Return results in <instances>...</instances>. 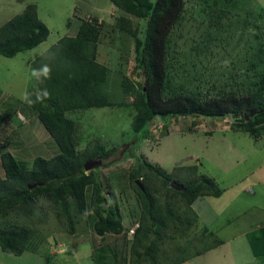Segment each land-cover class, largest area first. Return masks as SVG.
I'll return each instance as SVG.
<instances>
[{"label": "rangeland", "instance_id": "rangeland-1", "mask_svg": "<svg viewBox=\"0 0 264 264\" xmlns=\"http://www.w3.org/2000/svg\"><path fill=\"white\" fill-rule=\"evenodd\" d=\"M236 1V20L244 19L245 11L256 19L257 13L264 10V0ZM183 2L181 19L172 29L167 47L170 89L198 88L206 96L229 91L236 94L249 92L251 87L248 89L247 86L256 78L246 59L255 46L254 34L261 30L259 19L251 25L247 22L246 29L235 19L215 29L207 22L208 14L201 0ZM113 6L107 9L106 16L105 12L102 15L95 54L96 61L107 67L101 90L108 104L65 113L75 124L77 152L89 143L108 153L99 158V165L83 169L95 180V203L90 205L91 184L84 190L83 214L76 211L69 197L66 198V210L72 226L68 231L65 216L58 220L55 214L57 207L51 203L47 192L37 193L35 213L44 212L46 218L31 224L35 233L26 248L37 255L31 256L27 252L13 255L0 250V264H133L128 250L139 218L141 199L127 175L139 161L155 166L159 163L166 172L175 164L195 165L197 174H201L199 171L209 173L221 190L222 187L237 185L234 190L237 194L231 195L232 191H229L228 202L220 200L226 203L221 220L230 222L218 232L226 243L180 264H264V256L252 258L243 235L244 228H254L258 220L264 222V212H254V207H251L261 201L262 192H255L253 187L251 191L254 189V194L237 190V182L244 174L253 171L255 175H264V136H261V141L249 136L244 127L238 126L246 124L228 113L217 117L187 113L154 115L149 126L135 135L132 130L136 114L133 93L140 88L143 76L134 49V38L142 36L143 19ZM20 7L19 1L0 0V24L17 13ZM94 7L104 11L108 8L106 0H41L39 12L50 27L48 38L35 48L11 58L0 55V153L8 151L23 169L30 167L35 156L49 158L57 152L54 141L37 120L36 113L22 102L23 94L31 92L33 83L31 61L67 30L68 21L71 22V31L77 22L76 16L94 12ZM120 17L128 19L129 28L135 35L116 27V20ZM122 78L127 81L129 95L123 91ZM227 124L232 131L221 128ZM3 176L0 164V179ZM175 187L154 191V203L182 215L189 205L171 192V188L178 189ZM203 204H206V199ZM108 207L115 211V217L120 218L121 230L119 233L107 231L100 236L93 229L96 219L93 210L101 211ZM101 213L105 214L104 211ZM3 219L14 222L12 212ZM164 225L155 264H171L176 256L192 254L215 239L211 232L196 227L178 230L168 220ZM259 229L264 236V228ZM47 234L52 235L50 241ZM179 248L183 250L179 251ZM138 264L151 263L144 259Z\"/></svg>", "mask_w": 264, "mask_h": 264}, {"label": "trees", "instance_id": "trees-1", "mask_svg": "<svg viewBox=\"0 0 264 264\" xmlns=\"http://www.w3.org/2000/svg\"><path fill=\"white\" fill-rule=\"evenodd\" d=\"M110 1L123 11L143 19L142 36L134 38V49L143 76L140 88L133 93L136 114L133 117L132 130L135 135L149 126L154 115L187 113L192 116L217 117L228 113L246 124L238 125L239 127H244L251 136L257 137L264 126V10L257 13L256 19L250 12L245 11L244 19L240 21L234 18V8L238 6L236 0H201L208 14L207 22L215 29L228 25L234 19L243 27L247 22L251 25L254 20L259 19V29L262 30L254 34L255 46L246 59L256 78V81L247 86L248 89L251 87L249 92L240 91L241 94H236L229 91L206 96L198 88L184 90L179 87V90L172 91L169 87L167 47L171 31L181 19L183 0ZM116 27L135 35L129 28L128 19L124 17L116 20ZM99 33L100 21L94 17L82 19L73 36H61L31 61L32 71H39L44 64L51 68L50 79L39 83L33 77L31 87V92L35 87L47 88L50 97L43 103L29 107L54 141L57 152L49 158L35 156L27 169L19 167L8 151L0 153L4 175L0 179V250L3 252L20 255L26 250L35 233L31 224L45 220L44 212L35 213L38 208V194L47 192L51 203L57 207L55 214L58 220L65 216L68 231L72 230V226L66 210V198L69 197L76 211L83 214L84 190L86 185L91 184L90 205L95 203L97 186L93 175L84 173L83 164L102 158L108 153L89 143L77 152L75 124L65 113L108 104L107 97L101 90L107 76V67L95 59ZM47 34L48 28L37 17L35 5L26 3L20 13L0 24V55L12 57L17 52L32 49L43 42ZM126 82L122 78L123 91L129 95ZM32 98L35 99L34 96ZM248 110H255V113L250 117ZM127 177L141 199L139 218L132 231L128 250L129 260L132 259L133 264L144 259L151 264L156 263V250L162 238L165 221L173 223L178 230H185L196 218L190 207L182 216L167 206H155L154 191L169 187L170 182H173L178 189L171 188V192L187 205L197 196H218L221 192L212 178L197 174L195 165H176L166 172L157 165L139 161L130 168ZM135 179L138 184L134 182ZM93 211L96 214L93 222L96 234L120 232V218L115 217V211L109 207L101 210L105 214L97 208ZM8 212H12L14 222L3 219ZM257 229L244 234L255 258L264 256V236ZM149 234L152 236L149 237ZM145 239L147 243L143 244ZM219 244L220 240L215 238L201 250L176 256L171 264H180ZM178 250L182 251L183 248Z\"/></svg>", "mask_w": 264, "mask_h": 264}, {"label": "crops", "instance_id": "crops-1", "mask_svg": "<svg viewBox=\"0 0 264 264\" xmlns=\"http://www.w3.org/2000/svg\"><path fill=\"white\" fill-rule=\"evenodd\" d=\"M17 1H19L20 3H21V7H20V10L17 12V13H20L21 11H22V9L24 8V4L25 3H33L34 5H35V7H36V14H37V17L39 18V20L40 21H42L44 24H45V26L48 28V34H47V37H46V39L48 38V36L50 35V27H49V25H47V23L45 22V19H42L41 17H40V4H41V0H15V2H17ZM106 2H107V6H108V8H106V10L104 11V10H102L101 8H97V7H94V12H85V13H83V14H80V15H78V16H76V21L77 22H75L74 23V25L72 26L73 28H72V30L70 31V28H71V22H67L66 24H67V30H65V32H63V33H61L55 40H54V42H56V40L58 39V38H60L61 36H63V35H68V36H73L75 33H76V30H77V27H78V25H79V23H80V21L82 20V19H86L87 17H94V18H96L98 21H100V22H102V20H101V18H102V15H103V13L105 12V15L104 16H106L108 13L106 12L107 11V9H111V8H114V6H113V3L110 1V0H106ZM105 5V4H104ZM75 8H76V5L74 6ZM17 13H15V14H17ZM14 15V14H13ZM12 16V15H11ZM84 16H86V18L84 17ZM10 17V16H9ZM75 26V27H74ZM45 39V40H46ZM44 40V41H45ZM43 41V42H44ZM53 42V43H54ZM42 43V42H41ZM41 43H39L38 45H40ZM37 45V46H38ZM51 45V44H50ZM36 47V46H35ZM34 47V48H35ZM48 47V46H47ZM33 49V48H32ZM29 50H31V49H29ZM26 50H24V51H20V52H17L16 54H18V53H21V52H25ZM16 54H14L13 56H15ZM12 56V57H13ZM36 56V55H35ZM34 56V57H35ZM33 57V58H34ZM8 58H11V57H8ZM29 63V62H28ZM223 130H225V131H232V129L228 126V124L227 125H223V127H221ZM208 132H210V131H208ZM244 132H246L249 136H251L249 133H248V131H244ZM261 136H264V126L260 129V132H259V134H258V136L257 137H255L254 139H259V141H261L262 139H261ZM197 159H198V157H197ZM159 166H161L159 163H157ZM196 164V163H195ZM173 166H176V164L175 165H173ZM172 166V167H173ZM197 167V166H196ZM262 167H263V170H264V163L262 164ZM199 173H201L202 174V172H200L199 171ZM207 174V176L209 177V173H206ZM205 174V175H206ZM214 181V180H213ZM215 182V181H214ZM215 184H216V182H215ZM237 184H238V192H241V191H243V192H246V191H251V189H252V187L253 188H255V192H257V191H261L262 193V197H261V201L260 202H258V204H254V205H252L251 207H254V212H258V213H261L262 214V212H264V193H263V191H264V175L262 176V175H255L254 174V172L253 171H251L250 173H248V174H244L240 179H239V181L237 182ZM217 185V184H216ZM218 186V185H217ZM236 186L237 185H233V186H227V187H222V190H221V188H220V190H221V192H220V194L218 195V196H212V195H201V196H197V197H195L193 200H192V202L189 204V207L192 209V211L195 213V215H196V218H195V220L193 221V223H192V225H191V227H196V228H198V229H200V230H204V231H209V232H211L212 233V235L213 236H215V238L216 239H218V240H220V244L219 245H217V246H215V247H213V248H211V249H209V250H207V251H205V252H208V251H210V250H212V249H214V248H216V247H218V246H220V245H222V244H224V243H226V241H225V238H223L222 236H220L219 234H218V232L220 231V229H222V228H224L225 226H229V224H230V222L229 221H227L226 219H224V220H221V216H222V213H223V207L226 205V203H222L221 201H223V200H225V201H227L228 202V193H229V191H232V193H231V195H233V193H235V194H237V192L236 191H234L235 190V188H236ZM254 192V189L251 191V194H254L255 193ZM206 199V204H203V202H204V200ZM221 200V201H220ZM202 203V204H201ZM222 205H221V204ZM209 204H211V205H209ZM217 210H216V209ZM246 210V209H245ZM244 210V212H246ZM243 212V213H244ZM237 213H239V212H237ZM241 214V213H240ZM262 220H258V221H256V223H255V226H254V228H252V229H257V228H264V222H261ZM248 225V224H247ZM244 229H246V230H244V234L247 232V231H250V230H252V229H250L249 227H247V228H244ZM243 234V235H244ZM48 236H47V238H48V241H50L51 240V238H52V235L50 234H47ZM101 236V235H100ZM244 237H245V235H244ZM24 252H27L28 254H30L31 256H34V255H37L36 253H33V252H31L30 250H24L22 253H24ZM21 253V254H22ZM20 254V255H21ZM251 256H252V258H254L255 259V257L251 254ZM40 257V256H39Z\"/></svg>", "mask_w": 264, "mask_h": 264}, {"label": "clouds", "instance_id": "clouds-1", "mask_svg": "<svg viewBox=\"0 0 264 264\" xmlns=\"http://www.w3.org/2000/svg\"><path fill=\"white\" fill-rule=\"evenodd\" d=\"M32 76L36 78L39 83H43L44 80L51 78V68L48 64L42 65V67L37 70L32 71ZM35 97L33 99L32 97ZM50 97V93L47 88L35 87L32 92H25L22 96V102L26 103L28 106H33L36 103H43L46 99Z\"/></svg>", "mask_w": 264, "mask_h": 264}, {"label": "water", "instance_id": "water-1", "mask_svg": "<svg viewBox=\"0 0 264 264\" xmlns=\"http://www.w3.org/2000/svg\"><path fill=\"white\" fill-rule=\"evenodd\" d=\"M255 113V110H248V115H253ZM245 118H247V116H245ZM100 164V160L99 159H92V160H89V161H86L84 164H83V169H89L91 167H94L96 165H99ZM134 182L136 184H138V180L135 179ZM170 185L174 188L175 187V184L173 182H170Z\"/></svg>", "mask_w": 264, "mask_h": 264}]
</instances>
